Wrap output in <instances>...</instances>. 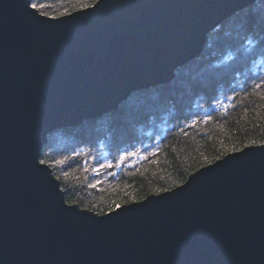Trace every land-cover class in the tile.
<instances>
[{"label": "water", "instance_id": "obj_1", "mask_svg": "<svg viewBox=\"0 0 264 264\" xmlns=\"http://www.w3.org/2000/svg\"><path fill=\"white\" fill-rule=\"evenodd\" d=\"M251 1L100 0L53 20L0 0V264H264L259 144L103 214L40 163L51 131L166 81Z\"/></svg>", "mask_w": 264, "mask_h": 264}, {"label": "trees", "instance_id": "obj_2", "mask_svg": "<svg viewBox=\"0 0 264 264\" xmlns=\"http://www.w3.org/2000/svg\"><path fill=\"white\" fill-rule=\"evenodd\" d=\"M43 2L52 4L51 12L71 10L75 4V0ZM263 21L264 0H257L211 30L201 54L179 66L168 82L133 92L102 116L53 130L41 160L48 161L59 178L66 201L103 214L125 201L137 202L161 188H175L233 145L240 148L251 140L257 144L264 140V86L255 89L254 83L264 79V73L257 78L243 60L248 55L252 71L259 68L263 59L258 57L264 56ZM246 46L248 53L242 52ZM228 51L237 57L226 63ZM173 115L179 118L170 120ZM153 128L167 134L160 132L159 141ZM138 133L143 141L130 144ZM126 143L131 146L128 152L137 155L119 162L124 152L118 148ZM102 156L108 158L104 161ZM57 160L63 163L56 164Z\"/></svg>", "mask_w": 264, "mask_h": 264}, {"label": "snow or ice", "instance_id": "obj_3", "mask_svg": "<svg viewBox=\"0 0 264 264\" xmlns=\"http://www.w3.org/2000/svg\"><path fill=\"white\" fill-rule=\"evenodd\" d=\"M100 5V0H75V4L72 6L71 10L69 7H64L62 10H59L57 12H51L48 9L52 8V4L43 2V0H24V7L26 9H31L34 13L39 14L40 16H43L45 18L53 19V20H60L65 17L73 15L75 12H86L87 10H92L96 11L97 7ZM264 85V79L261 80L260 83H257L255 85V89H260ZM264 98V97H262ZM231 99V98H229ZM234 106V105H233ZM225 109H227L228 105H223ZM211 119V117H205V121ZM197 121L193 120L192 124H196ZM257 146V141L256 140H251L248 144L243 145L240 148H237L235 145L232 146L230 152H225L223 155H218L215 156L213 159L208 160V164H215L218 161L224 160L225 163H227V160L224 159L225 156H231L234 155L236 152L244 153L245 149L255 147ZM259 149L264 150V140H261L259 142ZM136 152H126L123 155L119 157V162H123L127 157L129 156H136ZM41 164H47L48 161L46 160H41ZM56 164H61L63 161L57 160L55 161ZM108 167H111V162H108ZM101 167H104V165H101ZM100 169L97 168L95 171H99ZM67 175V173H65ZM194 178V177H193ZM57 179H59L57 177ZM170 191V189L167 188H161L159 190V193H165ZM157 193V194H159ZM127 201H125V205H127ZM139 203V202H138ZM117 209L121 208V205L117 204L116 205ZM112 209H109V212H111Z\"/></svg>", "mask_w": 264, "mask_h": 264}, {"label": "bare ground", "instance_id": "obj_4", "mask_svg": "<svg viewBox=\"0 0 264 264\" xmlns=\"http://www.w3.org/2000/svg\"><path fill=\"white\" fill-rule=\"evenodd\" d=\"M257 0H252L251 2H249V3H246V5L245 6H243L241 9H243V8H245V7H249V6H251L252 4H254L255 2H256ZM254 8V7H253ZM240 10V9H239ZM239 10H237V11H235V12H238ZM235 12H233V13H231L230 15H228V16H226L223 20H221L220 22H218L217 23V25H219V24H221L222 22H224V20L226 19V18H228L229 16H231V15H233ZM264 22V21H263ZM216 25V26H217ZM215 26V27H216ZM214 27V28H215ZM263 27H264V23H263ZM213 28V29H214ZM212 29V30H213ZM210 33V32H209ZM209 33L206 35V38H205V40H204V42H203V44H202V47H201V49H200V51H199V53H197V54H195V55H193L191 58H193V57H197L199 54H201V52H202V49H204V44H205V42L207 41V39H208V36H209ZM259 40V39H258ZM242 52H244V53H248L247 52V46L245 47V48H243V51ZM237 53L235 52H230V51H228L226 54H225V57H224V62H228L229 60H231L232 58L234 59V58H236L237 57V55H236ZM257 55H259L260 56V54H257ZM264 55V54H263ZM206 57V56H205ZM191 58H188V59H186L185 61H183L182 63H177L178 64V66L174 69V71L173 72H175L176 70H177V68L179 67V66H181L182 64H185V63H187V61H189ZM258 58H260V59H263L262 60V62H261V64L259 65V68H255L253 71H252V69L254 68V65H253V61L251 60V59H249L248 58V55L246 56L245 55V57L243 56V60L244 61H247L248 62V64H247V68L248 69H250V72H252V73H254V74H256V77L258 78V77H260V73H264V56H263V58L262 57H258ZM213 60L214 61H216L217 62V60L213 57ZM222 60V59H221ZM174 77V75H172L169 79H167L168 81L169 80H171L172 78ZM166 80V81H167ZM254 80H257V79H254ZM166 81H160V82H158V83H155V84H159V83H163V82H166ZM259 80H257V81H254V83L255 84H257V83H259V82H261V81H259ZM150 86V85H149ZM264 86V85H263ZM148 86H145V87H143V88H141V89H144V88H147ZM138 90H140V89H138ZM138 90H136V91H138ZM133 92H135V91H133ZM132 92V93H133ZM131 93V94H132ZM130 94V95H131ZM130 95H128L127 97H126V99L130 96ZM119 101H121V100H119ZM119 101L117 102V106H115L114 108L113 107H111V108H109L108 110H103L98 116H102L104 113H106V112H108V111H111V110H114V109H116V108H118L120 105H121V103H122V101L119 103ZM124 101V100H123ZM160 106V108H163L162 107V105L160 104L159 105ZM168 115V114H167ZM190 115V113L189 114H187V116H189ZM97 117V116H96ZM171 117H175V115H173V116H169V119L170 120H174V119H177V118H179L178 116H176L174 119H171ZM88 119V118H87ZM85 119H83L82 121H84ZM82 121H80L79 123H77V124H80ZM166 125L168 126V124L166 123ZM59 128H61V127H59ZM151 128H152V125H150L149 127H148V131H150L151 130ZM157 130L158 131H156L155 130V128H153L152 129V133L155 135V136H157L156 137V139H159L160 137H158V135L160 134V132L161 133H163V134H167L166 133V131L165 130H162L161 128H157ZM48 136V135H47ZM161 139H159V141H160ZM143 141V136H141L140 135V133H138V135H136L135 136V138H134V140L132 141V142H130V144H133V142H135V143H137V144H140L141 142ZM45 144V143H44ZM119 150H120V152L122 151V152H124V153H126V152H128L130 149H131V146H129V144L128 143H126V144H124V145H122V146H120L119 148H118ZM104 153V152H103ZM108 157H106V156H102L101 157V159L102 160H106ZM100 163H102V161L101 160H99V164ZM50 167V166H49ZM51 168V167H50ZM202 168V167H201ZM200 169V168H199ZM199 169H197L196 171H198ZM195 172V171H194ZM52 173H53V171H52ZM192 174V173H191ZM57 179V178H56ZM58 180V179H57ZM58 182H59V180H58ZM185 183V182H184ZM184 183H182V184H184ZM60 184V183H59ZM182 184H180V185H182ZM179 186V185H178ZM177 187V186H176ZM173 189V188H172Z\"/></svg>", "mask_w": 264, "mask_h": 264}, {"label": "rangeland", "instance_id": "obj_5", "mask_svg": "<svg viewBox=\"0 0 264 264\" xmlns=\"http://www.w3.org/2000/svg\"><path fill=\"white\" fill-rule=\"evenodd\" d=\"M174 74H175V72L173 73V75H174ZM166 82H168V80H167ZM154 85H155V84H154ZM122 102H123V101H122ZM97 117H99V116H97ZM92 118H94V117H92ZM85 120H86V119H85ZM74 125L76 126L77 124L68 125V126H74ZM62 127H66V126H62ZM62 127H61V128H62ZM56 129H58V128H56ZM54 130H55V129H54ZM51 132H52V131H51ZM51 132H50V133H51ZM50 133H49V134H50ZM49 134H48V135H49ZM47 137H48V136H47ZM46 141H47V140H46ZM53 175H54V174H53ZM65 200H66V199H65ZM66 202H67V201H66ZM68 203H69V202H68ZM70 204H71V203H70ZM85 209H86V208H85ZM105 213H106V212H105ZM97 214H98V213H97Z\"/></svg>", "mask_w": 264, "mask_h": 264}]
</instances>
